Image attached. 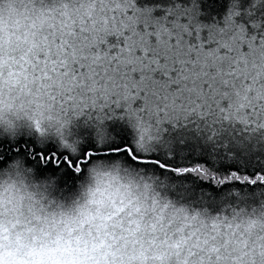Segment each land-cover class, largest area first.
Returning a JSON list of instances; mask_svg holds the SVG:
<instances>
[{
    "label": "snow or ice",
    "instance_id": "1",
    "mask_svg": "<svg viewBox=\"0 0 264 264\" xmlns=\"http://www.w3.org/2000/svg\"><path fill=\"white\" fill-rule=\"evenodd\" d=\"M45 12L63 19L55 50L34 57L40 67L27 51L0 57V113L31 114L26 124L0 128V171L22 163L68 195L94 162L122 159L193 212L215 214L214 226L221 212L230 216L224 227L239 246L234 264L264 247L249 248L245 238L255 226L245 217L256 206L264 210V0L246 7L229 0L222 20L212 23L199 19L198 0H110L75 29L67 6H9L0 10V40L28 42ZM45 110L56 121L52 129L43 124ZM151 230L164 238L149 243L175 249V264L195 255L180 252L191 233L172 240L163 226ZM210 250L222 258L218 246ZM153 259L159 264L162 254Z\"/></svg>",
    "mask_w": 264,
    "mask_h": 264
},
{
    "label": "clouds",
    "instance_id": "2",
    "mask_svg": "<svg viewBox=\"0 0 264 264\" xmlns=\"http://www.w3.org/2000/svg\"><path fill=\"white\" fill-rule=\"evenodd\" d=\"M109 3L110 0H0V10L7 11L9 6L38 10L47 5L63 11L67 6L70 26L75 29L81 21L90 23ZM44 15L47 18L36 19V26L29 30L34 35L28 42L15 37L0 40V57L19 59L27 51L28 58L39 68L34 57L43 59L46 52L55 50L63 19L47 12ZM7 70L5 66L4 72ZM27 72L30 77L36 75L31 65ZM30 118V113L5 109L0 113V128L17 121L26 124ZM43 124L50 129L56 124L55 119L48 120L47 110ZM24 167L20 163L0 171V264H142L141 253L149 257L147 264H157L153 257L161 254L159 264H175V249L149 243L155 236L164 238L159 231L152 232V224L158 230L163 226L172 240L191 233L188 245L199 238V246L189 249L183 245L180 249L182 257L189 250L195 253L188 258V264H234L233 257L239 258L232 230L224 227L230 216L225 218L221 212L214 226L215 214L204 209L193 212L191 207L174 200L155 176L137 171L122 159L94 162L68 195L46 187V181L35 179ZM249 219L255 221L252 230L245 232L249 248L264 245V240L258 239L264 236V210L256 206V212L245 217V224ZM243 230L242 226L239 231ZM212 245L220 249L219 261L217 253L210 250ZM240 264H264V247L253 248Z\"/></svg>",
    "mask_w": 264,
    "mask_h": 264
},
{
    "label": "trees",
    "instance_id": "3",
    "mask_svg": "<svg viewBox=\"0 0 264 264\" xmlns=\"http://www.w3.org/2000/svg\"><path fill=\"white\" fill-rule=\"evenodd\" d=\"M141 4L160 3L163 0H140ZM183 3H189L190 0H182ZM248 0H244L245 7ZM199 10L202 15L199 17L203 23H212L222 20L223 15L227 11L229 0H198Z\"/></svg>",
    "mask_w": 264,
    "mask_h": 264
}]
</instances>
